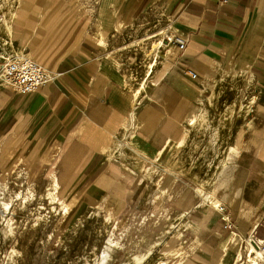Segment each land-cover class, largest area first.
Here are the masks:
<instances>
[{
  "label": "crops",
  "instance_id": "crops-1",
  "mask_svg": "<svg viewBox=\"0 0 264 264\" xmlns=\"http://www.w3.org/2000/svg\"><path fill=\"white\" fill-rule=\"evenodd\" d=\"M153 15L160 16L156 22L167 32L184 39L185 48L164 38L170 56L164 55L149 81L131 90L132 78L109 47ZM10 26V33L0 37V52L6 55L0 59V167L16 168L34 158L55 171L49 181L57 185L93 184L110 167L113 142L129 138L117 172L138 192L121 182L101 181L118 210L137 193L145 201L149 191L155 196L171 189V176L178 177L167 168L165 154L203 114L214 128L209 109L220 81L245 72L260 83L264 107V0H17ZM160 44L152 49L149 74L162 55L165 43ZM16 57L39 63L51 81L36 92L17 93L1 75ZM189 71L197 77H188ZM222 74L226 79L218 80ZM206 90H212L209 98ZM251 128L249 123L246 131L238 129L232 142L237 155L223 165L220 185L213 188L219 206L196 192L197 201L192 198L179 212L180 220L191 216L187 225L200 264H231L245 250L248 261V246L258 248L264 238V225L256 229L264 219V129ZM139 167L155 179L152 187L136 176ZM87 192L102 195L97 187ZM184 193L185 185L169 207L179 209Z\"/></svg>",
  "mask_w": 264,
  "mask_h": 264
},
{
  "label": "rangeland",
  "instance_id": "rangeland-1",
  "mask_svg": "<svg viewBox=\"0 0 264 264\" xmlns=\"http://www.w3.org/2000/svg\"><path fill=\"white\" fill-rule=\"evenodd\" d=\"M9 1H15L14 6L17 3V0ZM159 17L146 16L109 47V54L121 63L127 78H132L131 90L138 88L144 79L149 81L151 74L163 62L164 55L170 56L171 47L164 38H172L174 33L167 32L162 23L156 22ZM5 36L6 33L0 31V37ZM162 41L165 43L161 47L162 55L156 59L152 72L147 76L154 61L152 49ZM223 78L225 74L218 80ZM255 80L251 81L242 71L233 80L229 77L220 81L218 95L209 109L211 118L215 119L214 122L212 120L214 128L198 130L197 127H189L185 131L169 155L165 154L169 156L167 168L176 167L178 179L171 176L169 191L155 196L149 191L145 201L144 196L142 199L139 193H133L139 188L122 179L117 172V161L123 155L129 138L120 137L121 141L113 142L109 153L110 167L93 184L58 185L55 190L49 181L50 174L55 171L34 158L26 163L20 162L16 168L0 167V264H135L134 258L139 253L147 257L142 264H200L194 259L196 250L187 225L191 216L180 220L179 212L198 198L196 192L200 188L205 189L203 195L213 188L218 189L225 172L223 165L234 156L232 142L237 139L239 128L242 133L250 123L251 130L255 132L264 129V107L259 103L262 89ZM212 90H206L204 97L209 98ZM252 101L254 104H250ZM232 110L235 114L231 113ZM220 122L223 124L218 126ZM215 128L218 136L212 141L211 133ZM260 132L264 135V130ZM232 172L230 168L229 177ZM136 176L144 179L147 188L155 184L146 167H139ZM103 179L108 183L111 180L121 182L132 189L133 200L124 208L116 209L109 203L112 196L102 187ZM183 185L185 195L178 202L179 209L174 210L169 207V200ZM91 187L100 188L102 195L88 193ZM49 193H55L58 200L52 201ZM151 198L157 199L152 203L149 201ZM61 203L68 205L66 216ZM262 224L259 223L260 226ZM174 235L178 236L175 244L170 241ZM168 240L174 244L170 245L169 251L165 247ZM104 251L109 252V257L102 263ZM245 254L246 250L239 253L231 264H250L255 255L252 253L247 262ZM242 257L244 261L240 260Z\"/></svg>",
  "mask_w": 264,
  "mask_h": 264
},
{
  "label": "built area",
  "instance_id": "built-area-1",
  "mask_svg": "<svg viewBox=\"0 0 264 264\" xmlns=\"http://www.w3.org/2000/svg\"><path fill=\"white\" fill-rule=\"evenodd\" d=\"M168 43H175L180 49L185 48V41L180 36H173L168 38ZM191 79H195L197 74L189 71L186 73ZM2 78L4 82L13 88L17 93L25 95L38 91L41 87L51 81L50 73L39 63L29 58L16 57L8 60L3 66ZM264 225V219L263 224ZM261 226L257 225L256 229ZM225 228H230L226 224ZM259 249L262 254L261 264H264V238L259 241Z\"/></svg>",
  "mask_w": 264,
  "mask_h": 264
},
{
  "label": "bare ground",
  "instance_id": "bare-ground-1",
  "mask_svg": "<svg viewBox=\"0 0 264 264\" xmlns=\"http://www.w3.org/2000/svg\"><path fill=\"white\" fill-rule=\"evenodd\" d=\"M15 3V1L14 2H12L11 3V1H9V0H3V1H1L0 0V15H1V19H2V24L0 25V31H3V32H5V33H10V31H11V26H10V21H11V16H12V11H13V8H14V4ZM6 40V39H5ZM6 45V44H5ZM13 45H15V44H13ZM159 45H157V47H158ZM157 47H155V49L157 48ZM10 48V47H9ZM0 57L1 58H5L6 57V55L5 54H3V53H0ZM147 74H149V73H147ZM143 88V87H142ZM212 100V99H211ZM203 112V111H202ZM233 112V111H232ZM207 115V114H206ZM200 116V115H199ZM198 118V117H197ZM191 124V128H195V127H197V129H200V130H203V129H208L209 128V124H210V122H209V118L207 117V116H205V114H203L201 117H200V120H198V121H193V122H191L190 123ZM223 124V123H222ZM216 137H217V132H215V134L213 135V137H212V141L214 140H216ZM235 153V152H234ZM233 153V154H234ZM236 154V153H235ZM237 155V154H236ZM180 165V164H179ZM224 165H226V162H225V164ZM178 166V165H177ZM180 167V166H179ZM227 166H225V168H226ZM181 168V167H180ZM177 173H178V169H176V167L175 168H173ZM50 183H51V185L53 186V188H55V190H56V188H58L59 186L57 185V183H56V181H55V179H51L50 180ZM209 185V184H208ZM59 190V189H58ZM204 190L205 189H199L197 192H199V194H200V196L204 199V201L207 203V202H209V203H211V204H214V205H216L217 207L219 206V202L216 200V197H215V195H214V193H213V191H215V190H209V192L208 193H206L205 195H203V193H204ZM49 196H50V199H52V201L54 200V201H56V200H58V199H56V194L55 193H49L48 194ZM16 197V196H15ZM62 204V203H61ZM8 206V204L6 205V207ZM62 211H63V215L64 216H66L68 213H69V208H68V205L67 204H62ZM104 213V212H103ZM122 231H124V230H122ZM126 232V231H125ZM124 232V233H125ZM169 232V231H168ZM127 233V232H126ZM121 235V234H120ZM124 235V234H123ZM127 235V234H126ZM114 236V235H113ZM118 236V235H117ZM114 238V237H113ZM115 238H116V236H115ZM118 238V237H117ZM125 238V237H124ZM123 238V239H124ZM112 239V238H111ZM121 239V238H120ZM171 239V240H170ZM169 240L170 241H174L173 243H175L176 242V240L178 239V236L177 235H174L173 236V238L171 237ZM118 240V239H117ZM169 240L165 243V247H166V250L167 251H169L170 249H169V247H170V245L171 244H173V243H170L169 242ZM111 241V240H110ZM120 241V240H119ZM158 242V241H157ZM113 243V242H112ZM155 243V242H154ZM153 243V244H154ZM160 243V242H159ZM109 244V243H108ZM121 244V243H120ZM153 244H152V246H153ZM119 245V244H118ZM117 245V246H118ZM150 245V244H149ZM155 245V244H154ZM158 245V244H157ZM122 246H124V245H122ZM156 246V245H155ZM108 248V247H107ZM153 248L154 247H152V250H153ZM122 249V248H121ZM106 250V249H105ZM152 250L150 249V251H151V253H152ZM247 250H248V254H249V252H250V254H249V258H251L252 257V253H254V255H255V257L254 258H252V260L250 259V264H261V257H262V254H261V252H260V249H259V246H258V248H255L254 246H252V244L251 245H249L248 246V248H247ZM110 251V250H109ZM145 252H147V250H145ZM146 255V254H145ZM150 255V252H149V254H148V256ZM108 257H109V252L108 251H104V256H103V258H102V263H104L106 260H108ZM247 257V256H246ZM146 256H144V255H140V253H139V256H136L135 258H134V260H135V264H142L145 260H146ZM110 260V259H109ZM133 260V261H134ZM248 262V261H247ZM134 263V262H133Z\"/></svg>",
  "mask_w": 264,
  "mask_h": 264
}]
</instances>
